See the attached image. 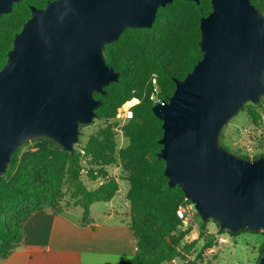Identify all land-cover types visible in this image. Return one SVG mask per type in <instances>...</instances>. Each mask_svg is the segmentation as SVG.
Here are the masks:
<instances>
[{
  "label": "water",
  "instance_id": "95a60500",
  "mask_svg": "<svg viewBox=\"0 0 264 264\" xmlns=\"http://www.w3.org/2000/svg\"><path fill=\"white\" fill-rule=\"evenodd\" d=\"M22 0H0V16ZM200 4L201 0H187ZM173 0H54L31 7L0 71V182L26 143L48 139L69 154L97 119L95 94L119 81L104 52L127 29H151ZM201 61L152 107L162 121L164 175L205 223L264 232V157L221 145L223 129L264 97V15L252 0H212L200 22ZM259 264H264V248Z\"/></svg>",
  "mask_w": 264,
  "mask_h": 264
},
{
  "label": "trees",
  "instance_id": "16d2710c",
  "mask_svg": "<svg viewBox=\"0 0 264 264\" xmlns=\"http://www.w3.org/2000/svg\"><path fill=\"white\" fill-rule=\"evenodd\" d=\"M51 1L54 0H22L14 5L11 14L0 16V21L15 15L18 17L16 23L0 28V71L15 36L31 18V7L44 9ZM252 4L264 15V0H252ZM179 7H187V19L177 30L170 29L172 34L168 35L161 22L165 20L170 24ZM211 12L212 0H201L200 4L173 0L171 5L158 10L151 29H127L116 43L105 48L106 61L119 73V81L106 88V97L94 95L102 102L96 110L97 119L113 120L126 102L133 98L141 100L124 129L129 146L119 153L124 171L129 174L127 197L132 207L131 228L136 243L134 258L122 264H170L180 254L171 235L182 223L177 215L178 208L191 202L186 200L179 186H168L164 175L166 164L158 158L162 150L159 141L163 129L162 121L152 112V79H156L160 88V100H168L176 89L175 80H184L202 59L200 22ZM115 136L111 127L104 128L91 137L85 147L104 180L95 190H88L79 180L81 163L78 151L71 155L55 142L39 139L35 140L38 143L36 152L21 153L19 149L13 155L0 182V262L23 243V226L35 213L43 210L62 213L66 209L62 205L66 176L74 184V197L80 199L78 206L84 210V220L89 217L93 204L114 199L119 184L116 179L107 178L105 168L116 163ZM219 232L232 236L255 233L248 229L231 233L220 227Z\"/></svg>",
  "mask_w": 264,
  "mask_h": 264
},
{
  "label": "rangeland",
  "instance_id": "374dc122",
  "mask_svg": "<svg viewBox=\"0 0 264 264\" xmlns=\"http://www.w3.org/2000/svg\"><path fill=\"white\" fill-rule=\"evenodd\" d=\"M187 7H179L176 15L170 24H166L165 20L161 25L167 29V34L171 35L170 29L177 30L186 21ZM18 17H7L0 21V28L16 23ZM174 33V32H173ZM160 38V35H159ZM141 101V100H140ZM130 120L123 117V113L118 112L115 119L103 121L95 119L88 126H84L80 132L79 144L75 146L74 151L80 152V176L79 180L88 190H95L100 187L104 180L100 177L98 169L92 156L87 155L85 147L88 145L91 137L98 134L104 128L111 127L116 134L115 136V153L116 163L106 167L105 172L107 178H114L119 184L117 199L122 200L124 208H132L128 200V192L130 183L128 181L129 174L124 171L123 164L119 158V153L129 146L124 129ZM221 145L230 152L240 156L249 158L264 156V97L258 105L247 104L239 115L233 119L224 129L221 135ZM38 143L35 141L26 143L21 147V153L27 151L36 152ZM75 187L73 182L66 176L63 185L62 205L65 208L79 207V198L74 197ZM98 209L104 207L105 204L98 203ZM192 212L194 214V225H181L172 233L171 240L177 243L179 251L178 263L187 264L195 261L197 264H259L262 249L264 247V234L259 233H241L237 236L228 233L220 234L217 223L208 220L203 222L194 206ZM217 237L226 241L221 244L217 242Z\"/></svg>",
  "mask_w": 264,
  "mask_h": 264
},
{
  "label": "crops",
  "instance_id": "0c3cea01",
  "mask_svg": "<svg viewBox=\"0 0 264 264\" xmlns=\"http://www.w3.org/2000/svg\"><path fill=\"white\" fill-rule=\"evenodd\" d=\"M97 204L91 206L87 220L81 207L35 213L23 226V243L0 264H122L132 260L136 243L130 207L123 208V199L117 195L100 209Z\"/></svg>",
  "mask_w": 264,
  "mask_h": 264
},
{
  "label": "built area",
  "instance_id": "2783aa9c",
  "mask_svg": "<svg viewBox=\"0 0 264 264\" xmlns=\"http://www.w3.org/2000/svg\"><path fill=\"white\" fill-rule=\"evenodd\" d=\"M152 84L154 86L151 96H150V100L153 102L154 105L156 104H163L164 101L160 100L159 98V93H160V88L157 84V81L155 78L152 79ZM141 103L139 98H133L132 100L126 102L119 110V112L121 111V113H123V117L126 120H131L133 118L134 115V109L137 105H139ZM177 215L179 217V219H181L183 225H194V214L192 212V206L191 204H185L183 206H180L177 210ZM217 242L224 244L226 243L225 240L220 239V237H217ZM179 261V259H174L171 261L170 264H177Z\"/></svg>",
  "mask_w": 264,
  "mask_h": 264
}]
</instances>
